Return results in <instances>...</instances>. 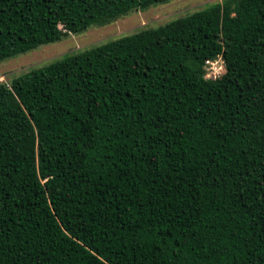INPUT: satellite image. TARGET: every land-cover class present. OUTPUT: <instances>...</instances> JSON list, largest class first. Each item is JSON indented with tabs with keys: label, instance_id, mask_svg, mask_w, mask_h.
I'll list each match as a JSON object with an SVG mask.
<instances>
[{
	"label": "trees",
	"instance_id": "trees-1",
	"mask_svg": "<svg viewBox=\"0 0 264 264\" xmlns=\"http://www.w3.org/2000/svg\"><path fill=\"white\" fill-rule=\"evenodd\" d=\"M159 1L0 0V63ZM0 264H264V0L0 83Z\"/></svg>",
	"mask_w": 264,
	"mask_h": 264
},
{
	"label": "rangeland",
	"instance_id": "rangeland-1",
	"mask_svg": "<svg viewBox=\"0 0 264 264\" xmlns=\"http://www.w3.org/2000/svg\"><path fill=\"white\" fill-rule=\"evenodd\" d=\"M222 0H160L146 10L133 11L109 24L92 26L79 34H71L60 41L42 45L37 49L7 59L0 63V83L11 85L12 81L29 72L62 58L66 54H73L86 50L92 46L102 44L124 35L132 34L145 28L163 25L177 17H181L200 10L209 4ZM205 75L211 79L220 78L226 71L221 56L212 59Z\"/></svg>",
	"mask_w": 264,
	"mask_h": 264
},
{
	"label": "built area",
	"instance_id": "built-area-1",
	"mask_svg": "<svg viewBox=\"0 0 264 264\" xmlns=\"http://www.w3.org/2000/svg\"><path fill=\"white\" fill-rule=\"evenodd\" d=\"M221 58L223 59L222 56H221ZM210 64L213 65V64H215V62H214L212 59H208V60L206 61V65H205V67H206L207 70L209 69ZM210 76H211V75H209V74L206 75L207 78H210Z\"/></svg>",
	"mask_w": 264,
	"mask_h": 264
}]
</instances>
